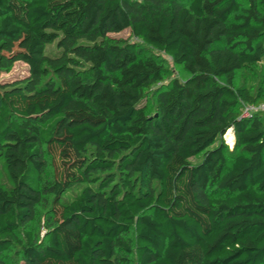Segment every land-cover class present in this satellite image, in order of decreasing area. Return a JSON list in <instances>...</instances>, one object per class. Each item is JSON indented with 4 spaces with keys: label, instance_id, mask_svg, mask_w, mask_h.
Instances as JSON below:
<instances>
[{
    "label": "trees",
    "instance_id": "16d2710c",
    "mask_svg": "<svg viewBox=\"0 0 264 264\" xmlns=\"http://www.w3.org/2000/svg\"><path fill=\"white\" fill-rule=\"evenodd\" d=\"M263 61L264 0H0V264H264Z\"/></svg>",
    "mask_w": 264,
    "mask_h": 264
},
{
    "label": "rangeland",
    "instance_id": "374dc122",
    "mask_svg": "<svg viewBox=\"0 0 264 264\" xmlns=\"http://www.w3.org/2000/svg\"><path fill=\"white\" fill-rule=\"evenodd\" d=\"M114 39H122V40H130V41H136L132 35L130 30H126L122 33H113L110 35ZM139 42V41H137ZM141 43V42H140ZM144 49L146 50V53L149 56H154L159 58V60L165 65V67L169 71V77L166 82H169L171 79L174 78H185L187 77V74L182 70V68L177 67L173 64L172 60L168 58L167 56L158 53L155 50H152L148 47H145L142 45ZM50 49H54V46L51 47ZM33 68L32 63H26V62H17L14 67L11 69L9 72H5L0 75V82L5 83V82H13L16 80H21L30 74V70ZM264 76V61L258 65L255 68L246 70L240 74V82L239 84H247L251 85L254 89V92H256L259 82L261 81V78ZM149 106L151 108L150 110V115H154V112L156 111V105H155V100L150 94V96L147 98ZM229 134V135H228ZM227 139L230 141H233V137L229 138L230 132H227ZM227 144V142L225 141ZM219 143H217L213 148L218 147ZM229 145V144H228ZM203 159V155L194 157L191 159V162L193 164H199ZM52 172L51 169L48 170L47 175L45 176V179H51ZM51 198L49 197L45 203L38 208V215H37V220L35 222L34 228L36 229V233L39 234L40 240L44 241V236H45V231H44V224L47 218V212L50 208L51 204ZM128 240L132 245L135 244V234L131 233L128 236ZM4 260L7 264H22L16 255V251H10L4 255Z\"/></svg>",
    "mask_w": 264,
    "mask_h": 264
},
{
    "label": "built area",
    "instance_id": "2783aa9c",
    "mask_svg": "<svg viewBox=\"0 0 264 264\" xmlns=\"http://www.w3.org/2000/svg\"><path fill=\"white\" fill-rule=\"evenodd\" d=\"M138 1H143V0H138ZM263 112L264 113V103L262 104H257V105H246L243 110V117H251L255 113ZM228 132H231L233 135V141H229L226 139V135L224 136V140L229 144L230 146H233L234 143V134L233 130H229Z\"/></svg>",
    "mask_w": 264,
    "mask_h": 264
},
{
    "label": "bare ground",
    "instance_id": "6f19581e",
    "mask_svg": "<svg viewBox=\"0 0 264 264\" xmlns=\"http://www.w3.org/2000/svg\"><path fill=\"white\" fill-rule=\"evenodd\" d=\"M229 135V134H228ZM233 137V135H232V133L230 132V136H229V138H232ZM226 139H227V136H226ZM230 141V140H229Z\"/></svg>",
    "mask_w": 264,
    "mask_h": 264
}]
</instances>
